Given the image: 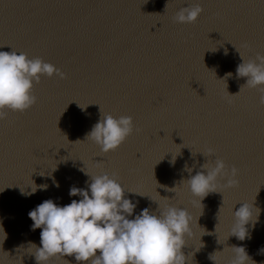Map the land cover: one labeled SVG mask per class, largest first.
Here are the masks:
<instances>
[{
  "label": "water",
  "instance_id": "obj_1",
  "mask_svg": "<svg viewBox=\"0 0 264 264\" xmlns=\"http://www.w3.org/2000/svg\"><path fill=\"white\" fill-rule=\"evenodd\" d=\"M193 4L204 9L197 21L176 23ZM11 50L67 78L41 76L37 103L0 121V264H36L41 229L28 213L48 199L79 201L70 189L103 173L136 205L129 219L167 205L190 212L186 264H230L232 247L264 264V106L258 89L240 91L247 78L236 71L240 53L264 55V0H0V51ZM101 114L131 116L139 131L104 154L87 140ZM217 158L238 169L239 185L220 187V178L218 192L194 203L186 167L195 175ZM243 202L255 223L241 241L231 235Z\"/></svg>",
  "mask_w": 264,
  "mask_h": 264
},
{
  "label": "clouds",
  "instance_id": "obj_2",
  "mask_svg": "<svg viewBox=\"0 0 264 264\" xmlns=\"http://www.w3.org/2000/svg\"><path fill=\"white\" fill-rule=\"evenodd\" d=\"M203 11L199 4L183 7L176 13L174 21L195 23ZM240 56L243 63L238 65L237 75L247 78L240 91L244 87L258 89L259 103L264 106V55L257 53L254 60H245L241 53ZM41 76L67 78L62 71L40 57L30 59L24 52L0 51V121L7 119L9 112L23 114L37 103L34 84L40 83ZM134 130L139 131L135 129L131 116L117 119L111 114H101L87 140L93 141L102 153L107 154L118 150ZM213 155V149L209 148L207 156ZM186 170L190 178L184 182L196 198L194 203L200 205L209 193L218 192L220 178L226 179V184L220 187L234 188L239 185L236 179L238 169L232 167L229 173L225 162L219 158L214 164L204 163L195 175H191L192 169L186 167ZM90 179L87 190L74 186L70 189L69 195L81 197L79 201L73 199L70 204L58 206L48 199L28 213L33 222L32 229H41V246L32 245L36 249V264H50L53 259L61 257L65 264H69L65 257H74L77 264H186L187 256L183 249L187 238L192 235L193 220L187 209L167 205L158 213H153L145 208L134 219H129L136 205L125 198L126 190L119 177L115 173H103L90 176ZM33 185L29 195L37 191L38 186L34 182ZM56 186L59 187L58 184ZM39 189L47 190V185H40ZM253 208V204L243 202L233 212L231 236L241 241L249 236L246 226L255 223ZM255 209L256 218L259 209ZM232 249L235 255L230 264H248L251 260L244 247ZM215 254L209 257L213 261Z\"/></svg>",
  "mask_w": 264,
  "mask_h": 264
}]
</instances>
